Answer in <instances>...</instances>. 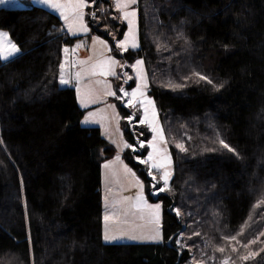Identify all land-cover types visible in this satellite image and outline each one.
<instances>
[{
  "label": "trees",
  "instance_id": "16d2710c",
  "mask_svg": "<svg viewBox=\"0 0 264 264\" xmlns=\"http://www.w3.org/2000/svg\"><path fill=\"white\" fill-rule=\"evenodd\" d=\"M87 1L90 30L126 62L143 57L171 141L163 239L104 240L101 166L115 147L59 82L63 46L79 35L45 6L0 4V29L20 47L0 56V264H264V0H139L140 46L124 51L112 1ZM119 104L123 158L149 192L131 145L151 130Z\"/></svg>",
  "mask_w": 264,
  "mask_h": 264
},
{
  "label": "rangeland",
  "instance_id": "374dc122",
  "mask_svg": "<svg viewBox=\"0 0 264 264\" xmlns=\"http://www.w3.org/2000/svg\"><path fill=\"white\" fill-rule=\"evenodd\" d=\"M111 1L116 11L115 17L117 20L127 24L123 37L116 41L117 50L124 51L128 48H135L132 47L133 42L137 45L136 47H139V0L125 9L118 7V3H122L123 0ZM54 2L66 5V7L60 9L51 8L61 16L67 26L70 27L71 25L70 28L75 32H86L81 29L80 24L82 23L85 26L87 23L85 11L88 5L87 0L86 6L82 9L81 21L74 20L71 7L74 0H54ZM125 11L136 12L134 39L129 37L130 26L128 21L124 19ZM65 15L68 16V20L64 19ZM0 32L8 34L6 38H0L1 58L5 60L17 55L20 52L19 45L12 39L7 30L0 29ZM88 33L89 31L85 33L86 35L83 34L75 40L74 43H76L78 53L73 59L71 57L69 62H66V58L74 54L73 49L71 50L72 53L69 54L63 51L61 63L65 56L64 61L66 64L63 71L66 74L68 64L74 71L72 84L76 87L79 105L85 109L81 123L83 125L99 126L103 136L115 147L113 156L104 158L101 166L104 236L107 233L109 236L114 237V239L104 240L161 241L163 239V203L156 198L170 186L173 175V156L171 141L161 121L155 99L149 91V74L145 61L143 57H137L132 62H126L123 57L112 51V45L108 39ZM126 38L128 39L125 47H118L120 43L125 42ZM10 43L15 44L19 51L11 52ZM137 61L143 63L137 64ZM63 71L61 73L60 64V81L61 78L64 79ZM112 72L115 75H112ZM117 77L121 80L120 91L115 86ZM132 81H134V84L130 85ZM113 92L115 95H110ZM134 92L135 97L132 95ZM149 101L152 103H149ZM119 103L132 109V113L128 117L130 120L136 114L134 111L140 109L139 122L144 121L143 123L148 125L151 130V136L148 140L143 138V131L135 130L138 135L137 143L131 145L133 149L140 151L135 155L136 160L148 167V175L151 178V190L149 192L146 189L145 181L123 158V151L126 145L129 144L121 125L122 111ZM178 144L182 145L180 142L176 143V145ZM145 145L148 146V151L142 153ZM149 156L152 159H149ZM153 164L163 165V167H153ZM105 165H108V167L106 168ZM165 172L169 173L167 186H165L163 179ZM157 205H159L158 209L156 208ZM105 216L108 217V220H105ZM157 233H159L158 239H152V237L157 236ZM233 247L234 249L238 248L237 245ZM193 262L194 264H210L205 258L200 257H193ZM225 262L231 264L228 257L222 258L220 264H225Z\"/></svg>",
  "mask_w": 264,
  "mask_h": 264
},
{
  "label": "snow or ice",
  "instance_id": "6c2138e0",
  "mask_svg": "<svg viewBox=\"0 0 264 264\" xmlns=\"http://www.w3.org/2000/svg\"><path fill=\"white\" fill-rule=\"evenodd\" d=\"M43 2L46 3V4H49L50 7L55 8V9H60V8L66 7V5H62V4L56 3V2H54V0H43ZM136 2H137V0H123L122 3H118V7H120L121 9H125L129 5L135 4ZM0 3H7V0H0ZM85 6H86V0H74V3L71 4V7L73 9V15H74V20L75 21H81L82 20V16H83L82 9ZM135 16H136V12L135 11H132V12L125 11L124 12V19H126L128 21V24L130 26V28H129V37H133V39H134V18H135ZM64 19L68 20V16L65 15ZM70 27H71V25H70ZM80 27H81L82 30L87 31V28L82 23L80 24ZM7 35H8L7 33L0 32V38H6ZM127 39L128 38H126L125 42L120 43L118 45V47L124 48L125 44L127 42ZM136 46L137 45L133 42L132 43V47H136ZM10 49H11V52H18L19 51V48H17V46L15 44H11V43H10ZM64 51L67 53L68 49L66 48ZM113 63H115V61H113ZM142 63H143L142 61H137V64H142ZM111 74L115 75L114 72H112ZM201 79H206V78L205 77H201ZM60 82L62 84H67L68 83V81L63 79V78H61ZM121 91H123V89H121ZM110 95H115V93L114 92L110 93ZM125 95H127V93H125ZM132 95H133V97H135V92ZM149 103H152V102L149 101ZM145 111H147V110L145 109ZM143 122L144 121H141V123H143ZM153 131H155V129H153ZM220 143L224 144V142L222 140L220 141ZM126 147H130V146L126 145ZM177 147L180 148L181 150H185L183 148V145H181V144H178ZM224 147L227 148L228 145L224 144ZM149 159H152V157L149 156ZM105 167L107 168L108 165H105ZM153 167H163V165L153 164ZM168 176H169V173L165 172L164 176H163L165 186H167ZM161 191H163V189H161ZM156 208L158 209L159 205H157ZM105 220H108L107 216H105ZM158 237H159V233H157V236L152 237V239H158ZM104 239L105 240H110V239H114V237H111V236H109L106 233ZM231 239H235V237H232ZM253 243H254V241H253ZM245 247H247V245H245ZM218 250L221 251V252L224 251L223 248H220ZM233 250L235 251V249H233ZM247 258L248 257H244V259H247ZM225 264H226V262H225Z\"/></svg>",
  "mask_w": 264,
  "mask_h": 264
},
{
  "label": "crops",
  "instance_id": "0c3cea01",
  "mask_svg": "<svg viewBox=\"0 0 264 264\" xmlns=\"http://www.w3.org/2000/svg\"><path fill=\"white\" fill-rule=\"evenodd\" d=\"M1 5H5V6H25V5H27V4H38V5H42V6H45V7H47V8H49V9H51L52 10V8L48 5V4H46V3H44L43 2V0H7V3H0ZM53 11V10H52ZM86 11V10H85ZM55 12V11H54ZM57 13V12H56ZM58 14V13H57ZM60 16V15H59ZM61 17V16H60ZM63 20V19H62ZM87 20V19H86ZM84 21V20H83ZM64 22V21H63ZM87 22V21H86ZM84 23H85V21H84ZM87 25H88V22L86 23ZM85 24V26H86V28H87V31H89V33L88 34H95V35H98V36H102V35H100V34H98L97 32H93V31H91L90 30V27H89V25L87 26ZM64 25H65V28L67 29V31L70 33V34H72V35H79L80 37L83 35V34H85V33H87V31L85 32V33H82V32H75V31H73L69 26H67L66 24H65V22H64ZM89 29V30H88ZM86 35V34H85ZM102 37H104V36H102ZM107 39V38H106ZM68 49V52H67V54H69L70 52H71V50L73 49V55L72 56H70V57H68V58H66V62L68 61H70V59H71V57H72V59H73V57H75V55L78 53V50L76 49V43H73V44H71V45H65L64 46V48H63V51L65 50V49ZM65 52V51H64ZM66 53V52H65ZM72 53V52H71ZM64 59H65V56H64V58H63V61H62V63H61V73H62V71H63V68H64V66H65V61H64ZM63 74H64V79L65 80H67L68 81V83L67 84H62L61 82V85H63V86H67V85H69V86H73V84H72V81H73V79H74V71L71 69V66H70V64H68V68H67V70H66V74H65V72L63 71ZM59 81H60V79H59ZM105 236H104V230H103V238H104Z\"/></svg>",
  "mask_w": 264,
  "mask_h": 264
}]
</instances>
